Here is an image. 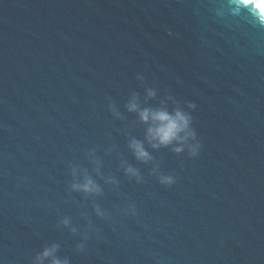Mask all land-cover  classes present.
Wrapping results in <instances>:
<instances>
[{
  "label": "water",
  "instance_id": "95a60500",
  "mask_svg": "<svg viewBox=\"0 0 264 264\" xmlns=\"http://www.w3.org/2000/svg\"><path fill=\"white\" fill-rule=\"evenodd\" d=\"M257 2L0 0V264H31L53 243L71 264H264ZM146 87L157 91L146 106L168 95L196 105L197 158L149 149L174 175L170 187L126 148V136L143 139L146 126L124 104L132 91L143 101ZM109 100L124 120L113 119ZM112 144L118 154H108ZM92 148L119 187L95 176ZM120 159L141 170L142 184L124 176ZM70 164L88 169L101 197L69 190ZM94 204L109 218L96 217ZM63 217L76 234L59 225Z\"/></svg>",
  "mask_w": 264,
  "mask_h": 264
},
{
  "label": "clouds",
  "instance_id": "9594fccd",
  "mask_svg": "<svg viewBox=\"0 0 264 264\" xmlns=\"http://www.w3.org/2000/svg\"><path fill=\"white\" fill-rule=\"evenodd\" d=\"M247 2V0H245ZM256 7L264 12V0H258ZM137 80L144 81L145 77L142 74H137ZM157 97L155 88L146 87L144 89L143 101L140 94L132 91L124 104V110L127 113H134L140 124L145 125L143 139H138L136 136L128 134L126 136V148L131 153L136 162L144 165H151V174L156 181L165 187L172 186L176 179L173 174H164L160 171V164L155 161L152 152L168 149L176 155L187 153L190 158H197L202 148V143L197 137V133L192 126L191 110H194L196 105L191 102L181 104L171 95L165 96L160 100L159 106L151 107L148 101L154 100ZM171 102L174 107L169 110L168 103ZM144 105V106H142ZM108 109L114 120H124V115L118 109L116 104L109 100ZM147 145V147H146ZM117 152L118 148L115 144L108 147L107 152L111 154ZM85 155L89 162L93 165V172L96 177L103 180L105 185L119 187V181L112 175H104L101 171L102 161L97 158L95 148L89 149ZM119 168L124 176L134 181L136 184H142L144 177L141 170L127 160L120 159ZM69 173L72 177V182L69 185L71 192L82 193L85 197H101L103 194L102 186L97 183L87 168H81L79 165L70 164ZM93 210L96 217L100 219H108L109 214L102 209L100 205L94 204ZM126 214L135 215L136 208L134 204H128L123 208ZM59 225L69 229L73 234L78 232L77 227L72 226L68 217H63L59 220ZM89 227L85 229L81 236V241L77 243L78 251H84L86 241L89 239V231L91 230L92 221L88 220ZM60 246L58 244H50L38 251L31 264H71L68 257L61 258L58 255Z\"/></svg>",
  "mask_w": 264,
  "mask_h": 264
}]
</instances>
